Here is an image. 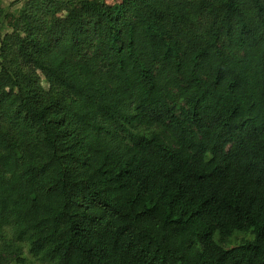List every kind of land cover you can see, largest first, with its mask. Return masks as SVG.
<instances>
[{
  "label": "trees",
  "instance_id": "1",
  "mask_svg": "<svg viewBox=\"0 0 264 264\" xmlns=\"http://www.w3.org/2000/svg\"><path fill=\"white\" fill-rule=\"evenodd\" d=\"M26 248L264 264V0L0 6V264Z\"/></svg>",
  "mask_w": 264,
  "mask_h": 264
},
{
  "label": "rangeland",
  "instance_id": "2",
  "mask_svg": "<svg viewBox=\"0 0 264 264\" xmlns=\"http://www.w3.org/2000/svg\"><path fill=\"white\" fill-rule=\"evenodd\" d=\"M13 0H0V6L7 8ZM20 7V4H17L11 8V11H14L16 8ZM13 19L10 18L7 22L2 26L3 32L10 31L12 26ZM26 258L27 264H40L37 260H35L28 251V248L25 249L24 254L22 255Z\"/></svg>",
  "mask_w": 264,
  "mask_h": 264
}]
</instances>
